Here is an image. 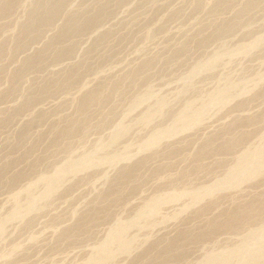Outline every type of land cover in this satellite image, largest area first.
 Returning <instances> with one entry per match:
<instances>
[{
    "label": "rangeland",
    "instance_id": "rangeland-1",
    "mask_svg": "<svg viewBox=\"0 0 264 264\" xmlns=\"http://www.w3.org/2000/svg\"><path fill=\"white\" fill-rule=\"evenodd\" d=\"M0 264H264V0H0Z\"/></svg>",
    "mask_w": 264,
    "mask_h": 264
},
{
    "label": "bare ground",
    "instance_id": "bare-ground-1",
    "mask_svg": "<svg viewBox=\"0 0 264 264\" xmlns=\"http://www.w3.org/2000/svg\"><path fill=\"white\" fill-rule=\"evenodd\" d=\"M249 7V6H248ZM216 8V7H215ZM225 8V7H224ZM218 9V8H217ZM221 11V10H220ZM210 13V12H209ZM220 29V28H219ZM97 76V75H96ZM86 85V84H85ZM240 95H242V93H240ZM235 96V95H234ZM231 99V98H230Z\"/></svg>",
    "mask_w": 264,
    "mask_h": 264
}]
</instances>
